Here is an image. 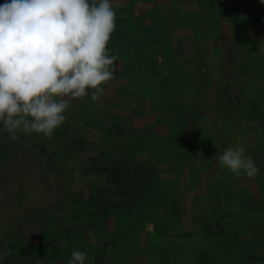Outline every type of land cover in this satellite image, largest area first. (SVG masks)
Wrapping results in <instances>:
<instances>
[{
  "label": "trees",
  "instance_id": "obj_1",
  "mask_svg": "<svg viewBox=\"0 0 264 264\" xmlns=\"http://www.w3.org/2000/svg\"><path fill=\"white\" fill-rule=\"evenodd\" d=\"M193 1L191 9L172 5V18L157 15L156 2L141 7L153 0L127 1L130 17L117 14L108 45L118 60L103 85L107 98L70 102L74 111L68 108L51 138L18 132L12 139L0 130V249H12L0 264H68L72 251L86 252L93 264H264V240L252 239L264 232L260 216L246 223L251 252L241 234L249 231L246 219L235 230L216 225L232 205L250 203L259 212L264 205V168L255 155L264 70L224 56L229 0L210 14L213 1ZM203 25L209 37L199 36ZM187 26L209 73L206 89L173 48L172 38L188 43ZM121 79L126 86L111 102ZM239 86L254 94L243 98ZM237 146L258 168L246 184L243 172L213 159ZM210 205L222 213L203 234L191 216Z\"/></svg>",
  "mask_w": 264,
  "mask_h": 264
},
{
  "label": "clouds",
  "instance_id": "obj_2",
  "mask_svg": "<svg viewBox=\"0 0 264 264\" xmlns=\"http://www.w3.org/2000/svg\"><path fill=\"white\" fill-rule=\"evenodd\" d=\"M116 16L111 0H6L0 5V130L12 139L18 132L51 138L72 100L90 95L97 101L116 71L118 57L108 48ZM213 159L236 175L258 173L241 146L218 151ZM11 254L10 248L0 249V258ZM93 261L86 252L72 251L68 264Z\"/></svg>",
  "mask_w": 264,
  "mask_h": 264
},
{
  "label": "rangeland",
  "instance_id": "obj_3",
  "mask_svg": "<svg viewBox=\"0 0 264 264\" xmlns=\"http://www.w3.org/2000/svg\"><path fill=\"white\" fill-rule=\"evenodd\" d=\"M192 0H170L168 2V8H166L167 12L164 13L165 15H160V16H165L168 18H172V13L174 12V6L177 4L181 9H191L194 5L192 4H187L191 2ZM196 1H202V5L207 6L205 3L209 1H213L209 7H207V14L210 13H215L216 8L218 5L223 4V0H196ZM6 0H0V5L4 4ZM174 5V6H172ZM228 16L225 17L224 21H226L225 25V38L226 40L224 41L222 47H223V54L224 56L232 57L236 61H242L240 56L244 58L243 61L247 63H251L252 65L257 66L258 69H261L262 71L264 70V49L260 48V41L264 39V2L262 0H229L228 3ZM155 12V11H154ZM221 13V12H220ZM162 14V13H160ZM159 15V14H157ZM123 16V15H122ZM127 17H130V14H126ZM169 23H171V28L174 27V22L172 19L167 20ZM203 30L202 35L199 34L201 37H209L211 35L209 25H203ZM210 32V33H209ZM184 36H189V39L187 42H184L182 40H178L177 37L174 39L172 38V44L173 48L177 52V59L182 60L186 63V71L189 73H193L192 75L199 78L197 81L198 87L202 89H206L210 86V77L209 73L206 69V67L201 65L200 60H199V55L200 51L198 48V43L197 39L193 38L195 36L189 26L183 31ZM205 34V36H204ZM210 34V35H209ZM209 35V36H208ZM213 41H211L212 43ZM213 47V45H212ZM212 49V48H211ZM226 68V67H224ZM192 75H187V78H192ZM263 81V80H262ZM215 82V81H214ZM234 83H239L238 79L236 78V81H233ZM264 83V81H263ZM126 81L124 79H121L117 84H115V89L112 90L110 93L112 96L108 95V98L111 97L109 100L111 102H117L119 101V98L116 95V92L119 90L124 89L126 86ZM192 86V82L190 83ZM216 86H219L218 83ZM116 90V91H115ZM236 91H240L243 95V98L248 95L254 94L251 89H244L241 86H239ZM205 93L204 96L205 97ZM101 96H104L103 99L99 98V103L101 102L100 100L104 101L105 98H107V95L101 94ZM190 95H188L186 98H189ZM258 99V98H257ZM76 100H79L76 99ZM76 100H72L71 103L74 104ZM85 102L87 100H90V95L87 96L86 99H84ZM259 102L258 105L260 108V113H264V92L260 96V100H257ZM201 111L208 108L207 104L203 103V106H200ZM69 109L71 111H74V107L70 106ZM207 110V109H206ZM262 116V115H260ZM137 118V117H134ZM153 119V118H152ZM148 120V121H147ZM151 119H145L139 122L137 120V126L141 127L145 124H149ZM261 122V121H258ZM254 127H256V124L252 123ZM113 130V129H112ZM145 130H150L146 129ZM159 131V130H158ZM164 132H167V130H162ZM231 134H234L232 132ZM246 133L244 131L242 132H237L236 133V138L237 139H242ZM260 144L256 146L255 150V155L256 157L262 161V165L264 168V131L260 132ZM241 141V140H240ZM239 141V142H240ZM245 141V140H244ZM264 171V170H263ZM264 173V172H263ZM243 179L244 183L246 184V181H250L251 177H248L246 174H243ZM262 177H264V174H262ZM259 185V184H257ZM264 193V191H263ZM264 196V195H263ZM264 202V200L262 201ZM218 209V208H217ZM221 211L218 209L216 211L215 206L210 205V207H201L200 209L194 211V215H192L193 223L195 224V227L199 229L200 233H208L211 232V226H210V219L213 218L215 215L219 216L221 215ZM230 213H232V216H230ZM228 216L224 217L221 219L220 223H217L216 225L219 227V231L222 230L221 226L225 225L228 230H235L236 225H238L240 219H246L245 226H243V229L249 230V231H242V238L246 241L245 242V248L248 249V251L251 252L253 250V244L251 242V228L249 225H246L248 221L251 218H257V216H260L263 219V227H264V205H262L261 212L257 211L256 209H253L251 207L250 203H240L238 205H232L229 207L228 210ZM242 219V221H243ZM238 220V222H237ZM236 222V223H235ZM234 225H230V224ZM264 232H261L258 236H255L252 238L253 240H264ZM264 243V241H263ZM250 256V253H249ZM250 262V261H248ZM58 264H62L59 262ZM250 264V263H249Z\"/></svg>",
  "mask_w": 264,
  "mask_h": 264
},
{
  "label": "crops",
  "instance_id": "obj_4",
  "mask_svg": "<svg viewBox=\"0 0 264 264\" xmlns=\"http://www.w3.org/2000/svg\"><path fill=\"white\" fill-rule=\"evenodd\" d=\"M127 1H129V0H111V3L113 4V8L116 11V14H118L120 17H127L126 16V14L128 13ZM169 1L170 0H153V2L145 4V5L143 4L141 7H146L147 10H149L154 6V3L156 2L159 4L156 11L159 13V15H165L164 13L167 12L166 8H168V6H169L168 5ZM187 4H191V5L193 4L194 5V1L192 0L191 2H189ZM160 13H162V14H160Z\"/></svg>",
  "mask_w": 264,
  "mask_h": 264
}]
</instances>
